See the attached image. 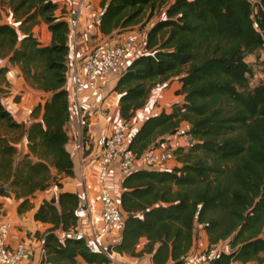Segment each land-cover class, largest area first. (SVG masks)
<instances>
[{
    "label": "trees",
    "instance_id": "1",
    "mask_svg": "<svg viewBox=\"0 0 264 264\" xmlns=\"http://www.w3.org/2000/svg\"><path fill=\"white\" fill-rule=\"evenodd\" d=\"M7 1L17 27L0 23V58L19 68L25 82L47 96L31 110V122L14 119L0 99V127L21 130L27 152L0 133V195L19 200L17 211L50 185L62 187L73 174L66 148L70 120L65 88L69 28L55 15L54 0ZM101 37L144 26L145 52L118 78V112L130 120L156 87L178 81L181 102L169 112L148 116L129 137L135 157L157 147L184 122L194 144L176 152L172 168H141L122 179L119 200L125 212L120 240L104 250L92 249L81 236L61 238L57 231L76 230L80 200L63 190L45 199L34 219L50 226L43 235L39 264H108L112 252L141 257L153 264H182L200 226L207 248L224 242L208 264L264 263V82L249 90L245 55L264 48V0H99ZM51 33L43 44L32 33L37 22ZM7 66H0L5 76ZM16 98V97H14ZM40 116V117H39ZM55 170L53 173L52 170ZM4 188L9 186L10 191ZM141 238L143 248L136 250Z\"/></svg>",
    "mask_w": 264,
    "mask_h": 264
},
{
    "label": "crops",
    "instance_id": "2",
    "mask_svg": "<svg viewBox=\"0 0 264 264\" xmlns=\"http://www.w3.org/2000/svg\"><path fill=\"white\" fill-rule=\"evenodd\" d=\"M57 7L54 11L55 15H65L68 10L74 6L75 0H54ZM102 12L99 0H93L90 7L86 10L82 20V31L78 36L77 53L80 54L98 44L104 42H113L117 37H122L127 32L134 30L125 29L115 32L111 36L101 37L97 22ZM9 22L0 21V23H8L14 25L12 15L9 11ZM33 35L43 44L50 43L51 33L47 28V24L39 22L32 28ZM133 50L127 55L126 65L129 64L137 55ZM5 62H7L5 60ZM8 70L5 78L9 87L5 95L0 99L3 105L11 112L14 119L24 123L27 127L31 122L30 112L32 108L44 99L47 94L41 90L29 86L23 79L19 68L15 65L8 64ZM118 78L116 76H105L99 79L101 91L95 95L86 92L79 102H75L72 98V86L69 77L65 88L68 92V102L70 111V120L66 126L68 141L66 148L71 155L73 163V174L62 179V187L50 185L44 190L37 191L30 198L31 207L23 213L17 211L19 200L13 195L7 197L0 195V223L7 222L11 227V241L16 242L20 239H26L31 242L35 233L43 235L50 226L47 223L39 222L34 219V213L43 200L50 198H58L61 191H73L78 194L80 200V210L78 211L79 223L74 231L62 232L57 231L56 234L61 238L66 236H81L86 243L95 250L106 249L107 246L117 243L121 237V229H112L108 236L97 245L94 241V235L100 225V202L99 194L103 188L109 190L115 197L119 198L122 189V173L117 163H113L110 172L104 181L98 179L97 171L94 167L88 165L89 159L96 156L101 148L102 140L109 134L114 124L121 120L118 112L119 94L114 92ZM169 85L168 89H164ZM179 87L178 81L174 80L156 87L147 103L143 108L138 110L130 119V129L128 136L130 137L150 115L160 111L169 112L172 104L182 101V96L174 93ZM16 96V99L14 97ZM40 117V116H39ZM27 140L23 136L20 146L21 155L27 152ZM139 168L142 164L138 163ZM54 173L55 170L53 169ZM85 172V178L82 177ZM200 228V226H199ZM199 239L195 240L191 250L182 264H199L195 260L197 253L201 248L207 245V236L200 229L198 233ZM146 240L141 238L137 244L136 250L143 248ZM40 241L34 243L33 253L29 261L23 264H39L43 258L40 251ZM33 245V244H31ZM111 262L108 264H153L151 254H144L141 257H132L126 254L112 252L110 255ZM79 264H88L84 261H78ZM170 264V263H169ZM247 264H259L255 261ZM264 264V263H263Z\"/></svg>",
    "mask_w": 264,
    "mask_h": 264
},
{
    "label": "built area",
    "instance_id": "3",
    "mask_svg": "<svg viewBox=\"0 0 264 264\" xmlns=\"http://www.w3.org/2000/svg\"><path fill=\"white\" fill-rule=\"evenodd\" d=\"M92 2L93 0H75L74 6L63 16L69 28L70 53L67 76L71 81L72 98L75 102H79L86 92L90 95L99 93L100 78L110 75H117L119 78L128 65H126L127 55L133 50L137 56L145 52V32L132 30L122 37H117L113 42L98 44L78 54L77 39L82 31V20ZM4 63L5 59L0 58V66ZM129 129L130 120L117 121L102 140L99 153L89 159L88 165L96 169L100 181L107 178L113 163L118 164L123 177L141 168H172L176 164V152L187 151L195 142L190 133V124L184 122L176 132L166 136L157 147L146 151L140 157H135L128 148ZM139 162L142 164L141 168L138 166ZM82 177L85 178V172H82ZM122 189L124 190L123 187ZM99 202L100 225L94 235L97 245L108 236L112 229H121L126 217L119 198L106 188L100 191ZM35 234L31 242L23 238L12 242L10 225L7 222H1L0 264H23L29 261L34 243L37 241L41 242L40 251L44 254L43 238L36 237ZM218 251V246H211L199 251L195 260L199 264H208L215 259Z\"/></svg>",
    "mask_w": 264,
    "mask_h": 264
},
{
    "label": "rangeland",
    "instance_id": "4",
    "mask_svg": "<svg viewBox=\"0 0 264 264\" xmlns=\"http://www.w3.org/2000/svg\"><path fill=\"white\" fill-rule=\"evenodd\" d=\"M9 11H10V9H9V5H8L7 1H5L4 3H0V21H3V22H9L10 21V19H8ZM10 13H11V11H10ZM161 17H162L161 11L157 10L149 18L148 21L145 20L144 26H142L143 24L141 26L136 25V26H134L135 27L134 30H137V31H140L141 33H144V32H146V30L148 28L151 27V25H153ZM11 21H13L15 24L14 25L10 24V25H12L13 27H17V23L14 21L13 17H12ZM38 23L39 22H37L35 25H37ZM31 33H32V29H31ZM245 61L249 67V72L247 74L248 85L246 88V90H249V89H251L257 85H260L261 83L264 82V48H259L252 53L246 54L245 55ZM8 64H9L8 62L4 63L5 66H8ZM110 76L118 77L117 75H110ZM7 87H9V85H8V82L5 78V76L0 75V98L3 95H5L6 92L8 91ZM168 87H169V85L165 86L164 89H168ZM14 99H16V98H14ZM0 133L7 135V137L11 140H14L16 142V144L21 143V140H22L21 135L22 134H21L20 129L12 130V129H6V128L0 127ZM20 151H21L20 146H17V157L18 158H21L23 155V154L21 155ZM199 230H200V228L197 227L196 231H195L196 240L199 239V236H198ZM206 248H207V246H205L204 248H201L200 251H203ZM218 248L219 249H227L224 242L220 243L218 245ZM256 263H258V262H256Z\"/></svg>",
    "mask_w": 264,
    "mask_h": 264
},
{
    "label": "water",
    "instance_id": "5",
    "mask_svg": "<svg viewBox=\"0 0 264 264\" xmlns=\"http://www.w3.org/2000/svg\"><path fill=\"white\" fill-rule=\"evenodd\" d=\"M1 188L4 189L6 192H9L10 191V187L9 186H7L5 188L3 186H1Z\"/></svg>",
    "mask_w": 264,
    "mask_h": 264
}]
</instances>
